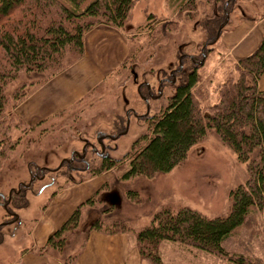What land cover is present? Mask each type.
Listing matches in <instances>:
<instances>
[{
    "label": "rangeland",
    "instance_id": "obj_1",
    "mask_svg": "<svg viewBox=\"0 0 264 264\" xmlns=\"http://www.w3.org/2000/svg\"><path fill=\"white\" fill-rule=\"evenodd\" d=\"M205 1L196 0L190 5L187 0H139L126 26L117 29L130 44L124 66L123 63L104 75L102 69L96 72V66L92 67L98 61L92 55L85 64L71 69L73 65L60 74L64 84L73 86L76 95L87 90L84 99L68 107L63 115L40 125L30 124L17 111L24 102L16 109L8 108L9 117L17 113L26 123V131L21 120L12 117L13 124L19 126L12 139L19 147L0 167V193L8 198L22 183L31 187L25 191L26 204L13 200L10 205L9 209L19 217L16 223L9 222L12 219L9 220L0 202V230L5 238L3 243L0 235V264H59L57 253L46 249V245L40 247L51 237L53 228L59 230L60 224L90 199L95 200V205L85 208L79 229L82 233L68 245L67 252H74L72 260L84 242L83 232L98 218L124 220L133 228L128 235L136 241V231L150 225L153 216L163 209L176 211L188 207L209 218L228 215L231 191L244 185L249 174L247 164L239 162L214 131L208 132L190 150L187 159L168 174L124 181L126 163L100 176L94 174L101 166V158L94 149L101 153L103 145L110 157L124 159L134 143L148 134V119L168 105L177 86L170 79L161 94L149 98L145 94L146 84L156 91L160 79L169 77L179 66L180 53L191 57L202 53L205 36L199 23L213 14ZM263 19L264 0L237 1L220 40L199 63L200 79L194 92L204 113L219 102L223 84L231 76L237 77V63L261 44L262 41L250 53L252 46L248 49V45L253 35L264 32ZM239 41H242L240 49L232 52ZM115 42L117 46L121 44L118 39ZM246 51L250 55L246 56ZM102 60L105 61L103 56ZM102 76L105 79L100 84L97 80ZM54 78L38 86L34 83L32 89L27 86L25 90L34 89V94ZM13 86L9 90L14 92ZM85 149L90 166L75 164L69 168L66 161L71 160L73 153ZM32 163L46 171L42 180L31 181ZM17 222L22 223L19 229ZM261 227H264L261 213L252 215L249 225L227 240L224 247L230 254L244 251L249 254L246 248H251L253 257L259 255L254 249L264 246ZM160 253L165 264H229L225 259L171 242H163Z\"/></svg>",
    "mask_w": 264,
    "mask_h": 264
},
{
    "label": "trees",
    "instance_id": "obj_2",
    "mask_svg": "<svg viewBox=\"0 0 264 264\" xmlns=\"http://www.w3.org/2000/svg\"><path fill=\"white\" fill-rule=\"evenodd\" d=\"M237 1H205L213 14L199 23L205 36L202 53L197 57L180 53L183 69L176 73L180 82L169 97L168 105L148 119V134L134 143L124 159H102L94 173L100 176L126 163L124 181L168 174L187 159L190 150L210 131L236 154L239 162L247 164L249 178L231 191L227 216L209 218L188 207L176 211L163 209L153 216L150 225L138 229L137 248L143 263L165 264L160 245L171 242L225 259L229 264H264L244 254H230L224 247L227 240L249 225L252 215L264 211V91L258 86L264 76V38L253 54L237 63V77L231 76L223 84L219 102L207 112L200 109L194 92L200 79L199 63L202 64L204 56L220 40ZM138 2L0 0V167L19 147L12 139L13 131L19 128L13 124L12 117L21 120L26 131V123L17 113L9 117L8 108L16 109L34 92V89L25 90L27 86L32 89L34 83L36 86L45 83L79 62L85 54L88 32L99 26L123 29ZM187 2L193 5L196 0ZM204 9L206 12V7ZM12 85L14 92L9 90ZM30 169L31 181L41 176V169L33 163ZM26 186L22 183L17 190H12L10 197L14 203L26 204ZM5 198L0 193V202H6ZM94 205V199L82 203L48 239L45 248L57 253L61 264H70V261L78 264L93 232L116 235L133 231L124 220L98 218L83 232L84 242L72 260L74 252H67L68 245L82 233L79 229L85 208Z\"/></svg>",
    "mask_w": 264,
    "mask_h": 264
},
{
    "label": "crops",
    "instance_id": "obj_3",
    "mask_svg": "<svg viewBox=\"0 0 264 264\" xmlns=\"http://www.w3.org/2000/svg\"><path fill=\"white\" fill-rule=\"evenodd\" d=\"M261 23L264 24V19L261 21ZM118 30L110 26H99L88 32L85 36L84 57L71 69L76 67L78 64H85L92 55L98 57L97 63H94L92 67L96 66V72L102 69L104 75L111 73V71L116 69V67L122 66L128 56L130 44L127 39L125 40L123 38L124 35L122 32ZM233 36L234 35H232V37ZM263 38V31H258L257 34L253 35L252 40L248 45V49L252 46L250 53H252L258 47ZM116 39H118L121 43L118 46L115 44ZM241 44L242 41H239L235 45L232 52L235 53L237 50H239ZM250 53L246 51L245 55L248 56ZM102 56L105 58V61L102 60ZM62 75L51 80L19 106L17 111L24 121L30 124H38L43 121H48L54 116L65 111L71 105H74L75 103L84 99V94L87 93V90L76 95V91L73 90V86L64 84V81L61 79ZM104 79V76H102L97 81H100L101 84ZM58 84H60V86ZM258 86L261 91H264V77L260 80ZM261 216L264 218V211L261 212ZM65 222L66 220H64L60 226H62ZM60 226L58 225V227ZM261 229L264 231V227H261ZM57 230L58 228H53V232H51L50 235L55 233ZM261 239L264 241V235L263 238L261 237ZM46 243L40 248H44ZM251 244L252 246H255L253 240L251 241ZM246 250L249 251V254H247L246 251L240 254H244L245 256L251 258L256 257V259L264 261V246L254 249L259 253V255L254 254V257L251 255L253 252L251 248H246ZM256 251L255 253L258 254ZM26 256H29V254ZM42 264H46V262H43ZM78 264L144 263L140 258L137 242L134 241L128 234L106 235L103 233L93 232L90 234L87 246L80 257Z\"/></svg>",
    "mask_w": 264,
    "mask_h": 264
},
{
    "label": "flooded vegetation",
    "instance_id": "obj_4",
    "mask_svg": "<svg viewBox=\"0 0 264 264\" xmlns=\"http://www.w3.org/2000/svg\"><path fill=\"white\" fill-rule=\"evenodd\" d=\"M204 58L206 59V56H204ZM181 59H179V66L172 70L170 73H169V77L168 76H164L163 78L160 79V83H159V89H157L156 91L151 87L149 86L148 84H146V90H145V94L149 97V98H154V96H158V94H161L162 91V87L164 84H169L171 83V80L170 79H173V84H177V77H174L176 75V73H179L181 72V70L183 69V66H182V62L180 61ZM181 69V70H180ZM143 86V85H142ZM157 94V95H156ZM128 122H129V119H128ZM102 150H101V153H98V151L96 149H94L95 151V154L98 155L101 160L104 159V158H108L110 157L108 153H106V148L102 145ZM87 153H86V149L84 151H82V153H73L72 154V157H71V160L70 161H66L67 165L69 168H72L73 165L75 164H78V165H85L86 167H89L90 166V163L87 161ZM76 166V165H75ZM80 167V166H79ZM79 167H76L75 169L79 168ZM74 168V167H73ZM45 171V170H43ZM41 170V173L43 174V172ZM46 172V171H45ZM44 174L42 176H36L35 179L33 181H36L37 179H40L42 180L44 178ZM32 183V182H31ZM27 189L31 187V185H28L26 186ZM6 199V202H3L1 204H3V207L5 208V210L8 212V218L9 220L12 219V222L9 221L10 223H16V221H20L19 220V217L17 214L13 213L9 208H10V205L13 204V200H12V197H10V194L8 196V198H5ZM9 223V224H10ZM16 225V228L19 229L20 226L22 225L21 222H17ZM0 235L2 236V242L4 243L5 241V238H3V232L0 230Z\"/></svg>",
    "mask_w": 264,
    "mask_h": 264
}]
</instances>
